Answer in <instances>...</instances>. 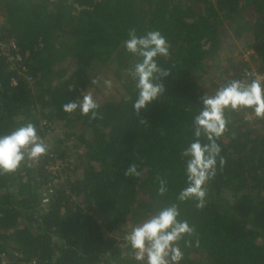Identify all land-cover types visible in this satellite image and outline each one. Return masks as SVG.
Wrapping results in <instances>:
<instances>
[{
    "label": "trees",
    "instance_id": "obj_1",
    "mask_svg": "<svg viewBox=\"0 0 264 264\" xmlns=\"http://www.w3.org/2000/svg\"><path fill=\"white\" fill-rule=\"evenodd\" d=\"M131 29L158 30L168 46L155 57L162 91L139 110L142 57L124 48ZM0 41L21 55L10 66L0 54V134L31 122L51 145L0 174V264H136L125 232L172 202L195 229L179 242L180 264H264V118L245 119L252 109L225 110L216 140L225 163L205 185V206L176 201L201 97L249 81L251 67L264 74V0H0ZM109 66L115 92L92 90ZM87 93L95 117L62 110ZM55 159L64 166L41 204ZM133 165L138 174H126Z\"/></svg>",
    "mask_w": 264,
    "mask_h": 264
},
{
    "label": "clouds",
    "instance_id": "obj_2",
    "mask_svg": "<svg viewBox=\"0 0 264 264\" xmlns=\"http://www.w3.org/2000/svg\"><path fill=\"white\" fill-rule=\"evenodd\" d=\"M124 48L142 59L135 64L136 88L139 90L133 108L139 110L155 99L162 91L159 83H154L158 68L155 57L168 54L166 38L158 30H150L138 35L135 29L129 30L124 40ZM166 75L167 73H161ZM110 87V82L105 81ZM99 105L91 93L79 100L62 105V110L71 113L79 109L82 115L91 112L97 115ZM250 108L257 118L264 117V78L254 77L247 82L233 79L218 87L213 94L201 97V107L193 117V140L182 150L184 159V184L176 196V201H195L196 208L206 203L205 185L222 168L225 160L221 147L216 142L225 132L228 121L225 110ZM203 137L207 142L201 141ZM49 150V144L38 134L37 126L25 122L10 132L0 134V174L16 171L22 162H36ZM138 174L135 166L128 173ZM167 191L163 181L159 182L158 195ZM180 208L176 202L160 207L142 223L131 225L124 239L134 251V259L141 264H180L184 253L179 242L188 241L185 237L194 234V227L180 218ZM198 246V241H197Z\"/></svg>",
    "mask_w": 264,
    "mask_h": 264
},
{
    "label": "built area",
    "instance_id": "obj_3",
    "mask_svg": "<svg viewBox=\"0 0 264 264\" xmlns=\"http://www.w3.org/2000/svg\"><path fill=\"white\" fill-rule=\"evenodd\" d=\"M253 53V50L249 47L244 46L243 48L240 49V57L244 61H249V56ZM0 54H3L4 56L7 57V60L10 63V66L14 64L13 61H18L20 60V52L14 43V41H10L9 43H5L0 41ZM251 73L254 77H261L264 78V74H261L257 72V70L254 67L250 68ZM249 73L246 72V75ZM28 82H32V79L30 77H27ZM13 83H15L13 81ZM256 117L253 112L248 113L245 115V119L250 120L252 118ZM264 118V117H262ZM46 139V138H45ZM44 139V140H45ZM48 143V141H47ZM49 150H51V145L49 144ZM64 166V163L61 159H55L54 163L49 164L46 169L48 172V181L46 185L42 188L41 193H40V202L41 204H47L50 201L51 195L53 194L54 190V185L57 182V179L60 174L61 168ZM132 256L134 258V251H132ZM135 260V259H134ZM136 261V260H135ZM34 263V262H32ZM2 264H6L5 261L2 262ZM136 264H141V262L136 261Z\"/></svg>",
    "mask_w": 264,
    "mask_h": 264
},
{
    "label": "rangeland",
    "instance_id": "obj_4",
    "mask_svg": "<svg viewBox=\"0 0 264 264\" xmlns=\"http://www.w3.org/2000/svg\"><path fill=\"white\" fill-rule=\"evenodd\" d=\"M114 67L109 66L108 68H99L97 73L93 74V81L91 83V88L93 90V86H95L97 92H102L104 94L114 93L117 89L115 83L111 80L110 72ZM103 69V70H101ZM105 81L110 82V87L106 85ZM93 92V91H92Z\"/></svg>",
    "mask_w": 264,
    "mask_h": 264
}]
</instances>
